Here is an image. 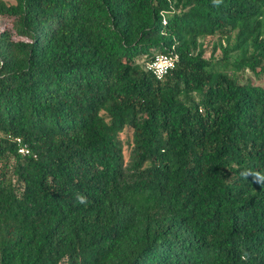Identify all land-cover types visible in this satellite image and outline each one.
<instances>
[{"label": "trees", "instance_id": "trees-1", "mask_svg": "<svg viewBox=\"0 0 264 264\" xmlns=\"http://www.w3.org/2000/svg\"><path fill=\"white\" fill-rule=\"evenodd\" d=\"M0 18V264H264V184L241 176L264 175V0H0Z\"/></svg>", "mask_w": 264, "mask_h": 264}, {"label": "built area", "instance_id": "built-area-1", "mask_svg": "<svg viewBox=\"0 0 264 264\" xmlns=\"http://www.w3.org/2000/svg\"><path fill=\"white\" fill-rule=\"evenodd\" d=\"M178 56L174 52L163 53L155 57L151 62L146 64V69L153 72L157 78H161L169 69L173 68ZM172 65V66H169ZM19 142V139H17ZM22 153L27 152L25 146H20L19 149Z\"/></svg>", "mask_w": 264, "mask_h": 264}, {"label": "rangeland", "instance_id": "rangeland-1", "mask_svg": "<svg viewBox=\"0 0 264 264\" xmlns=\"http://www.w3.org/2000/svg\"><path fill=\"white\" fill-rule=\"evenodd\" d=\"M8 22L0 18V30L7 26ZM200 41L203 43V48H204V56L205 57H213L217 58L221 56V50L219 47H214V43L217 41V37L215 36H206V37H201L199 38ZM232 71V70H231ZM232 73V72H231ZM252 75L251 72L248 70H245L244 73H240L239 77L243 80L246 76ZM120 136L122 138L125 137V133H121ZM124 152H125V159L128 158V149L124 147Z\"/></svg>", "mask_w": 264, "mask_h": 264}, {"label": "clouds", "instance_id": "clouds-1", "mask_svg": "<svg viewBox=\"0 0 264 264\" xmlns=\"http://www.w3.org/2000/svg\"><path fill=\"white\" fill-rule=\"evenodd\" d=\"M213 2L215 4H219L221 2V0H213ZM169 66H172V65H169ZM241 176L242 177L252 176L255 183L264 184V175H261L258 172H252V171L246 169V170L241 172ZM78 199L81 202H83V197H78Z\"/></svg>", "mask_w": 264, "mask_h": 264}]
</instances>
